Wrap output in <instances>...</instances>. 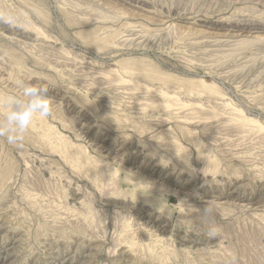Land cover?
<instances>
[{
    "label": "rangeland",
    "instance_id": "rangeland-1",
    "mask_svg": "<svg viewBox=\"0 0 264 264\" xmlns=\"http://www.w3.org/2000/svg\"><path fill=\"white\" fill-rule=\"evenodd\" d=\"M0 263L264 264V0H0Z\"/></svg>",
    "mask_w": 264,
    "mask_h": 264
},
{
    "label": "bare ground",
    "instance_id": "bare-ground-1",
    "mask_svg": "<svg viewBox=\"0 0 264 264\" xmlns=\"http://www.w3.org/2000/svg\"><path fill=\"white\" fill-rule=\"evenodd\" d=\"M8 252H9V251H8ZM6 254H7V253H6ZM4 255H5V254H4ZM6 257H8V255H6ZM3 260H4V259H3ZM5 260H6V258H5ZM5 260H4V261H5ZM6 263H8V262H6ZM0 264H1V263H0Z\"/></svg>",
    "mask_w": 264,
    "mask_h": 264
}]
</instances>
